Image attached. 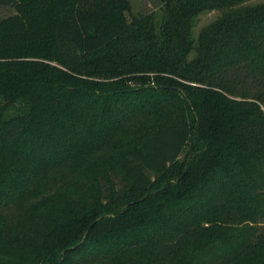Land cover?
Returning a JSON list of instances; mask_svg holds the SVG:
<instances>
[{"label":"trees","instance_id":"trees-1","mask_svg":"<svg viewBox=\"0 0 264 264\" xmlns=\"http://www.w3.org/2000/svg\"><path fill=\"white\" fill-rule=\"evenodd\" d=\"M158 1L0 0V264H264V2Z\"/></svg>","mask_w":264,"mask_h":264},{"label":"rangeland","instance_id":"rangeland-1","mask_svg":"<svg viewBox=\"0 0 264 264\" xmlns=\"http://www.w3.org/2000/svg\"><path fill=\"white\" fill-rule=\"evenodd\" d=\"M131 2L132 11L134 14H143V13H149V12H158L160 3L158 0H129ZM259 2H264V0H247L246 4H256ZM14 8L12 6H2L0 7V18L7 17L11 14H13ZM220 14L219 10H212L207 11L199 14L196 19L193 26V34L196 35L199 30L211 22H213ZM65 173V169L61 168L58 169L54 173V180H57L58 184L60 183L59 180L62 178V176Z\"/></svg>","mask_w":264,"mask_h":264},{"label":"water","instance_id":"water-1","mask_svg":"<svg viewBox=\"0 0 264 264\" xmlns=\"http://www.w3.org/2000/svg\"><path fill=\"white\" fill-rule=\"evenodd\" d=\"M186 170H184V172L182 173V175L185 173Z\"/></svg>","mask_w":264,"mask_h":264}]
</instances>
